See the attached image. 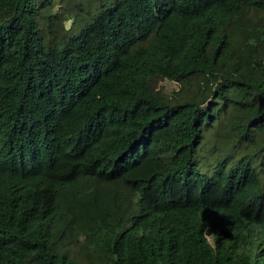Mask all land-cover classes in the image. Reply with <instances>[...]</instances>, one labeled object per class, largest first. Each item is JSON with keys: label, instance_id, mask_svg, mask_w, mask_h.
Wrapping results in <instances>:
<instances>
[{"label": "trees", "instance_id": "obj_1", "mask_svg": "<svg viewBox=\"0 0 264 264\" xmlns=\"http://www.w3.org/2000/svg\"><path fill=\"white\" fill-rule=\"evenodd\" d=\"M0 264H264V0H0Z\"/></svg>", "mask_w": 264, "mask_h": 264}, {"label": "rangeland", "instance_id": "obj_2", "mask_svg": "<svg viewBox=\"0 0 264 264\" xmlns=\"http://www.w3.org/2000/svg\"><path fill=\"white\" fill-rule=\"evenodd\" d=\"M153 85L159 91H170L176 84L168 79L157 78L153 81Z\"/></svg>", "mask_w": 264, "mask_h": 264}]
</instances>
